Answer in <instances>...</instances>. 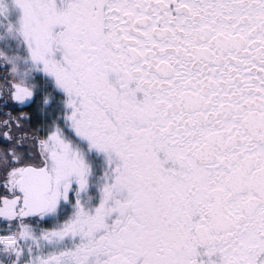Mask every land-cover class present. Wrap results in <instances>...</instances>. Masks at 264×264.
Instances as JSON below:
<instances>
[{
	"label": "snow or ice",
	"instance_id": "6c2138e0",
	"mask_svg": "<svg viewBox=\"0 0 264 264\" xmlns=\"http://www.w3.org/2000/svg\"><path fill=\"white\" fill-rule=\"evenodd\" d=\"M0 264H264V0H0Z\"/></svg>",
	"mask_w": 264,
	"mask_h": 264
}]
</instances>
